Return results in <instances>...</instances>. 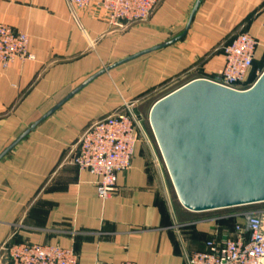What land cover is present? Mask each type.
<instances>
[{"label":"crops","instance_id":"1","mask_svg":"<svg viewBox=\"0 0 264 264\" xmlns=\"http://www.w3.org/2000/svg\"><path fill=\"white\" fill-rule=\"evenodd\" d=\"M195 2L158 0L147 21L122 30L109 26L96 2L0 0V23L26 32L34 55L0 65V153L88 76L181 34ZM240 30L258 40L255 61L264 62V0H202L184 38L100 76L14 147L0 161V264L3 244L21 241L72 248L77 264H187L222 219L195 216L168 198L163 187L172 181L154 135L137 143L106 200L96 178L64 156L125 101L141 106L192 80L215 81L220 47Z\"/></svg>","mask_w":264,"mask_h":264},{"label":"water","instance_id":"2","mask_svg":"<svg viewBox=\"0 0 264 264\" xmlns=\"http://www.w3.org/2000/svg\"><path fill=\"white\" fill-rule=\"evenodd\" d=\"M202 0H196L183 32L88 76L1 153L0 161L36 126L100 76L184 38ZM149 123L180 203L206 212L264 202V71L247 90L192 80L160 98Z\"/></svg>","mask_w":264,"mask_h":264},{"label":"built area","instance_id":"3","mask_svg":"<svg viewBox=\"0 0 264 264\" xmlns=\"http://www.w3.org/2000/svg\"><path fill=\"white\" fill-rule=\"evenodd\" d=\"M91 2L105 10L111 28L122 30L147 21L158 4V0H68L71 8H83ZM28 44L26 32L0 23L1 67L7 68L15 60H34ZM258 45V40L249 32L240 30L234 33L220 47L224 66L213 82L238 91L249 89L255 83L252 81L253 66ZM139 102L125 101L116 111L96 120L81 132L64 156V162L86 170L96 178L97 195L102 200L116 192L119 174L130 168L137 143L141 138L146 140ZM225 217L240 220L230 231L219 228L210 234L200 250L188 255L187 264H264V208ZM2 250L4 264L78 263L74 249L59 245L21 241L5 243ZM98 264L135 263L126 260Z\"/></svg>","mask_w":264,"mask_h":264},{"label":"rangeland","instance_id":"4","mask_svg":"<svg viewBox=\"0 0 264 264\" xmlns=\"http://www.w3.org/2000/svg\"><path fill=\"white\" fill-rule=\"evenodd\" d=\"M253 68H254L253 70H254L255 74L253 76L252 81H256L258 79V77L261 75V73L264 71V62L254 61ZM171 90L172 89H168V90H165V92H160L157 95H154L152 97V99L147 100L144 103H141V106L140 105L138 106V110L140 112H142V114L144 116L143 126L145 129V137H146L147 141H148V137H149V139L153 138V131H152L151 126L149 124L150 107L154 103L155 100L165 96ZM167 185H168V187H167ZM167 185L164 184L163 189H164L165 193L167 194L168 198L170 196L171 199L178 201L176 191L174 189L173 184H171L170 180H167ZM260 208H264V202L249 204V205H243V206H237V207L224 208V209H218V210H212V211H206V212H197V213L194 212L192 214H194L195 216L199 215L201 217L206 216V217H212V218L215 217L216 219L220 218V219H222L219 222L220 223V225H219L220 230L221 231H230L232 229L234 223L240 219L234 218V217L228 218L225 216L235 214V213H241L243 211L256 210V209H260ZM241 220H242V218H241Z\"/></svg>","mask_w":264,"mask_h":264}]
</instances>
